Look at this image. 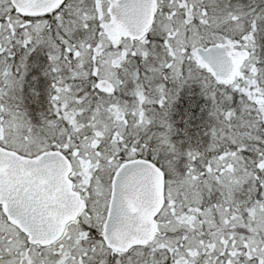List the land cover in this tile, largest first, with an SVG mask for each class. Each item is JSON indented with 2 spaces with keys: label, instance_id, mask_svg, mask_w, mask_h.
Segmentation results:
<instances>
[{
  "label": "snow or ice",
  "instance_id": "1",
  "mask_svg": "<svg viewBox=\"0 0 264 264\" xmlns=\"http://www.w3.org/2000/svg\"><path fill=\"white\" fill-rule=\"evenodd\" d=\"M0 264H264V0H0Z\"/></svg>",
  "mask_w": 264,
  "mask_h": 264
}]
</instances>
